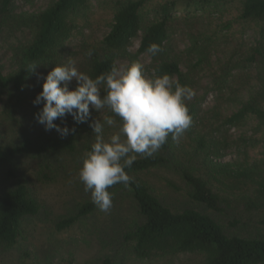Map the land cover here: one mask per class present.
<instances>
[{
    "label": "rangeland",
    "instance_id": "374dc122",
    "mask_svg": "<svg viewBox=\"0 0 264 264\" xmlns=\"http://www.w3.org/2000/svg\"><path fill=\"white\" fill-rule=\"evenodd\" d=\"M162 1L153 0L148 11ZM51 2L16 0L13 13L16 16L37 13ZM238 15L236 3L230 2L221 8L211 6L207 11L191 14L188 21L182 17L173 20L167 52L188 75L195 96L187 102L197 106L198 114L192 127L178 141L171 165L128 175L144 180L164 203L180 209L192 205L187 195L189 187L180 173L181 168L188 167L208 179L215 191L230 199L229 206L218 215L222 223L229 226L236 214L241 221L237 228L229 227L247 234L261 230L259 214L246 210L245 206V198L253 192L255 185L246 186L254 183L246 184L233 176L264 161V126L250 115L236 125L226 122V118L249 100L261 83L260 69L243 65L257 34L254 30L245 31ZM113 16L111 0L94 1L87 18L81 19L79 28L66 42L59 64L74 60L78 70L88 74L87 47L104 38ZM31 36L27 28L3 26L0 32V75L17 70L15 53ZM141 37L142 32L133 40L130 53L138 52ZM138 61L144 65L145 73L152 75L155 64L152 56L140 54ZM128 64V58L117 59L118 67ZM51 70L38 68L23 92H0V144H12L25 132L44 128L35 118L43 105H35L33 101L42 91L43 78ZM76 86L77 81L73 79L69 87ZM105 115L112 114L106 108L98 112L90 105V116L85 122L77 123L71 115L57 119L55 123L61 127L67 125L70 130L76 128L80 131L76 153L22 158L15 178L0 173V195L11 184L22 180L40 205L37 215L23 221L19 242L11 248L0 245V264H62L68 259H72L73 264H201L203 257L190 253L149 261L120 252L118 241L136 216L125 186L109 190L114 193L109 212L96 209L69 229L57 228L62 218L74 214L81 205L91 201L90 193L84 191L79 179L86 155L85 145L95 141L91 125L100 120L104 124L103 137L109 140L119 131L121 123L115 117L116 124L108 126L103 121ZM51 131L58 133L54 129ZM202 134L214 141L208 140L205 150L198 149L196 142Z\"/></svg>",
    "mask_w": 264,
    "mask_h": 264
},
{
    "label": "trees",
    "instance_id": "16d2710c",
    "mask_svg": "<svg viewBox=\"0 0 264 264\" xmlns=\"http://www.w3.org/2000/svg\"><path fill=\"white\" fill-rule=\"evenodd\" d=\"M15 1L0 0V32L4 25L10 24L29 29L32 36L15 53L17 70L0 75V92H23L29 78L38 68L48 70L59 64L66 42L79 28L81 19L87 18L92 3L99 0H52L43 11L19 16L13 13ZM112 2L114 16L109 32L102 40L87 47L88 75L95 78L110 71L113 66L118 67V58H128L132 63L138 61L140 54L148 53L155 63L157 75L167 73L177 78L180 84L188 86V75L167 52L171 23L177 17L188 21L190 15L198 11H207L211 6L221 8L235 2L243 29L254 30L257 34L243 65L250 68L257 66L261 71V83L251 98L226 118V122L236 125L250 115L264 126V0H163L152 11H148V6L153 0ZM140 32L142 37L138 52L130 53L129 48ZM151 43L160 46L158 54L147 52ZM31 63L38 64L34 72L26 70ZM187 105L192 117L189 130L198 109L193 103L187 102ZM79 140L80 131L76 128L66 137L46 131L43 127L25 132L12 144H0V173H5L7 178H15L22 158L48 157L61 152L76 153ZM208 140L214 142L212 138L207 139L206 135L198 136V149L205 150ZM177 144L169 136L154 157L137 155L131 168L126 169L127 174L171 165ZM91 145L86 143V153L91 150ZM180 173L189 187L187 195L192 203L180 209L164 203L148 183L137 177H131L127 185L121 183L109 189L125 186L136 209L133 224L118 241L120 252L149 261L190 253L202 256L201 264H264V161L256 167L240 170L233 176L237 181L254 183L246 186L255 185L253 192L245 198V206L246 210L259 214L261 230L247 234L229 227L237 228L241 221V217L236 214L232 216L229 226L220 220L218 215L229 206V198L215 191L208 179L190 168H181ZM229 174L232 176L231 172ZM96 209L92 201L86 202L74 214L62 218L56 226L59 230L69 229ZM39 211L40 205L25 181L11 184L0 195V245L6 248L15 246L22 233L23 221L37 215ZM62 264H73V260L68 259Z\"/></svg>",
    "mask_w": 264,
    "mask_h": 264
},
{
    "label": "clouds",
    "instance_id": "9594fccd",
    "mask_svg": "<svg viewBox=\"0 0 264 264\" xmlns=\"http://www.w3.org/2000/svg\"><path fill=\"white\" fill-rule=\"evenodd\" d=\"M160 51L157 43L147 48L152 55ZM37 65L31 63L26 70L34 72ZM73 79L77 86L70 89ZM194 96L193 88L180 84L167 73L157 75L154 71L147 75L139 61L113 66L110 71L91 78L78 70L74 60H69L55 64L47 73L42 91L33 103L43 105L36 114L37 122L46 131L54 129L62 137L68 136L74 128L61 127L55 121L71 115L77 123L85 122L90 116V105L98 112L108 109L112 115L103 117L108 126L115 125V117H119V131L109 140L103 137L104 124L100 120L92 123L95 141L79 170L84 191L90 193L92 203L100 212L107 213L114 197L109 189L130 182L132 178L126 169L131 168L137 155L154 157L169 136L178 142L191 126L187 101Z\"/></svg>",
    "mask_w": 264,
    "mask_h": 264
}]
</instances>
